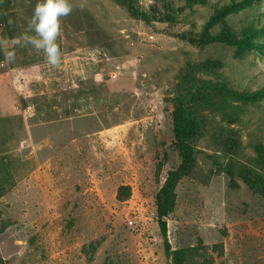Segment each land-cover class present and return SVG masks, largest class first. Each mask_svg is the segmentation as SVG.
<instances>
[{"label":"rangeland","instance_id":"374dc122","mask_svg":"<svg viewBox=\"0 0 264 264\" xmlns=\"http://www.w3.org/2000/svg\"><path fill=\"white\" fill-rule=\"evenodd\" d=\"M70 3L58 66L0 48V264H264V0Z\"/></svg>","mask_w":264,"mask_h":264},{"label":"clouds","instance_id":"9594fccd","mask_svg":"<svg viewBox=\"0 0 264 264\" xmlns=\"http://www.w3.org/2000/svg\"><path fill=\"white\" fill-rule=\"evenodd\" d=\"M72 11L70 0H37L26 30L10 41L0 38V48L7 46L5 59L11 63L15 59V45H30L35 51L42 52L51 66L61 63L62 53L58 44L61 33V18Z\"/></svg>","mask_w":264,"mask_h":264},{"label":"trees","instance_id":"16d2710c","mask_svg":"<svg viewBox=\"0 0 264 264\" xmlns=\"http://www.w3.org/2000/svg\"><path fill=\"white\" fill-rule=\"evenodd\" d=\"M257 31L254 27H252L248 34L253 37L255 36ZM2 60V54L0 53V62ZM184 126L183 121H177V151L180 153L182 159L184 160V165L181 166L180 171H184L185 167L190 164L191 162V153L192 151L187 147L186 140L188 136L184 133ZM175 183H169L167 191L162 192L159 195V215H160V226L163 236L165 237L166 245H167V253L169 254L170 249L168 248V241H167V222L165 221V217L172 211L173 206V189ZM165 201V202H164Z\"/></svg>","mask_w":264,"mask_h":264}]
</instances>
